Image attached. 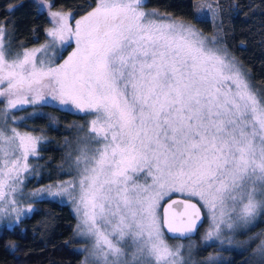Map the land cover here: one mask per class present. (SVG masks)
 <instances>
[{"label": "snow or ice", "instance_id": "obj_1", "mask_svg": "<svg viewBox=\"0 0 264 264\" xmlns=\"http://www.w3.org/2000/svg\"><path fill=\"white\" fill-rule=\"evenodd\" d=\"M146 3L96 0L74 28L73 12L51 11L50 39L11 60L0 26V98L6 99L0 108V215L15 213L10 223L16 225L34 211L17 207L14 197L36 140L7 127L9 110L58 102L93 115L88 142L98 147L81 149L79 179L61 182L51 194L75 205V233L93 241L91 251L81 249L92 264H189L190 251L185 258L183 244L170 246L164 228L174 239L188 238L203 223L204 208L207 242L222 226L232 229L236 221L250 224L264 215V97L217 37L156 10L142 11ZM45 6L52 5L39 0L38 13ZM196 12L198 18L206 14L201 6ZM73 41L68 58L54 65L48 49L62 55ZM17 142L11 152L4 147ZM139 173L152 183L135 182ZM44 192L31 196L45 199ZM170 193L186 199L172 200L161 219L160 201ZM176 205L183 211H174ZM128 246L134 251H125ZM8 247L15 251L17 245ZM257 251L264 256V240Z\"/></svg>", "mask_w": 264, "mask_h": 264}, {"label": "trees", "instance_id": "obj_2", "mask_svg": "<svg viewBox=\"0 0 264 264\" xmlns=\"http://www.w3.org/2000/svg\"><path fill=\"white\" fill-rule=\"evenodd\" d=\"M195 1L147 0L143 7L190 24L208 37H217L219 46L246 74L253 90L264 97V0H215L217 10L213 19L208 16L198 18L194 13ZM48 2L60 11L73 12L74 17L94 5V0ZM49 25V17L44 11L43 14L38 13L34 0H0V26L5 28L3 39L6 47L10 41V55L42 41ZM10 115L19 129L43 138L35 157L38 169L36 183L66 176L68 173L64 167L71 152L70 146L76 137L87 134V116L59 104L43 102L19 107ZM32 208L34 211L18 224L0 226V264H81L78 247L82 241L75 234V217L69 206L45 198L35 199ZM260 223L261 220H257L238 233L236 241L255 235L253 241L246 245L238 246L234 241L235 245L231 247L217 248L213 244L202 243L200 232L203 223L195 235L182 241L194 245L193 259L200 264H254L252 257ZM10 244L17 245L15 251L8 247ZM208 254H211V260L206 257Z\"/></svg>", "mask_w": 264, "mask_h": 264}, {"label": "rangeland", "instance_id": "obj_3", "mask_svg": "<svg viewBox=\"0 0 264 264\" xmlns=\"http://www.w3.org/2000/svg\"><path fill=\"white\" fill-rule=\"evenodd\" d=\"M34 1L38 7L39 6V0H34ZM95 4H96V0H94V5L89 10H87L86 12H84L83 14H81L77 17H73L70 20L71 26H73V28H74L76 20L81 19V17L86 15L87 12L91 11L92 8L95 7ZM208 5H211V10L208 9ZM197 6H201L204 9V13H206V14H202L201 16H208L210 19H213L215 17L216 10H217L215 0H196L194 2V13L196 16H197V12H196ZM141 10L142 11H152L153 9L146 8V7L142 6ZM51 11H60V10H58L54 7L45 6L44 12L47 16H48V13ZM160 14H162V13H160ZM162 15H164V14H162ZM173 20H176V19H173ZM176 21H179V20H176ZM180 22H182V21H180ZM185 24H187V23H185ZM50 27H52V24H50L47 28H50ZM202 35L208 37L207 35H204V34H202ZM49 39L50 38H48L44 33V38L42 41H40L39 43H37L33 46H28V47L22 48L18 52H22L23 49L32 50L35 48H41ZM74 49H75V42L73 41L71 47H68L67 50L64 51L62 55H57L56 50L53 48L48 49L46 55H47V57L51 58L54 61V65H59V64H62L64 62V60H66L68 58L69 54ZM10 53L8 56L9 60H11L13 58V55H10ZM36 56H37V58H40L42 56V53L38 52V53H36ZM227 57L229 58V60L233 61V59L228 54H227ZM234 63L236 64V62H234ZM236 66L241 71V69L239 68V66L237 64H236ZM6 86H7L6 84L3 85V87H6ZM53 103L59 104L58 102H53ZM5 105H6V99L0 98V108H4ZM25 105H31V104H24L22 106H25ZM22 106H20V107H22ZM68 109H70V108H68ZM12 110H14V109L9 110V118L7 120V127L8 128H15L16 131L19 132L21 135L27 134V135L32 136L36 140L35 153L30 154L28 161H27V163L29 165L28 170L27 171L21 170L19 173V180L22 181L23 183L18 185L19 190L15 194V197H14L17 200V207L23 208V209H27L29 207L32 208L33 207V201L35 199H39V198L31 196V193L38 192L39 190L43 189V190H45L44 196L47 197V199H54L60 203H65L69 206V208L71 209V211L75 217V224H74V230H75L76 225L78 223V217L75 214V205L66 196H53L51 194L57 193L59 191L57 186L61 182L69 180V179H73V178H75L77 180L79 179V173L75 167V160H76L77 156L81 155L80 150L84 149V148H88L89 150H91L95 147H98V145L88 142V133H89V129L91 127L90 122L95 117L93 115H86L87 116V120H86L87 134L80 135V136L76 137L73 140L74 141L73 144L70 146L71 152L69 154V158L67 160V163H65V167H64V169L67 171L68 174L61 179H54V180L43 182V183H36V180L38 177L37 176L38 169H37V164L35 163V157L37 155V146L40 143V141L43 140V138L38 134H32L30 132L19 129L15 125V121H14L15 119L13 118L14 119L13 120L11 118L10 112ZM0 126H2V122H0ZM7 134L11 135L10 132H8ZM4 147L7 151L11 152L13 148H18V142L16 144H13V145H5ZM89 154H91V151H89ZM16 155H19L18 151H17ZM11 158L14 159L15 156H12ZM133 180L139 184H145V183L151 184L152 183L151 177L146 178V173L134 174ZM173 194L182 195L180 193H170V195H173ZM182 196H184V195H182ZM167 197L168 196H166L165 198H167ZM9 198H13V197H9ZM163 200L160 201V206H161V203ZM194 200L200 206V203L198 202V200H196V199H194ZM201 210H202V213L204 215V220H203L204 222H203L201 232H200V241L204 244H211V245L213 244L214 247H217V248H219V247H231V246L235 245L234 241L238 242L237 243L238 246L246 245L249 242L253 241V236H255V235H253L251 237H247V238H245L243 240H239V241L238 240L236 241V238H237L238 233L243 232L244 230H246L249 227H251L252 225H254L257 220H261L260 227H259V238L257 240V244H256V247H255V250L253 253L252 262L254 264H264V256H262L257 251L258 246L261 244V241L264 240V235H262V234H264V217L262 218L261 215H258L255 218V220L250 224H245L242 221H236V222H234V226L232 229H229L226 226H222V231H221V234L219 235L218 238H214L211 241L205 242L203 237L206 233V230L208 229L209 219L205 215L207 210L204 208H201ZM158 215L160 216V207L158 208ZM14 220H15V213L8 215V216L0 215V226H7V227L12 226L13 224H11L10 222L14 221ZM256 230H258V229H256ZM164 238L170 246H175L177 244H183L185 247L181 250V252H182V255L185 256V258H187L189 256V251H190V262H189V264H200V261H195L193 259V256L195 253V247L193 244H191L190 242H187V241H182V239H175L174 241H169L167 239L166 235H164ZM79 239H81V238H79ZM81 241H82V243L78 247L80 249V251H81V249H88L89 251H91L93 241L92 240H85V239H81ZM128 244L131 245V241H129ZM189 245H191L190 250H189ZM122 247H124V246L122 245ZM125 251L131 253L132 251H134V246L125 247ZM206 257H208V258L211 257V254L206 255ZM86 258L89 259V264H92L91 258L89 256V252L81 251L80 263L84 264V261ZM205 262H208V261H205ZM205 264H208V263H205Z\"/></svg>", "mask_w": 264, "mask_h": 264}, {"label": "water", "instance_id": "obj_4", "mask_svg": "<svg viewBox=\"0 0 264 264\" xmlns=\"http://www.w3.org/2000/svg\"><path fill=\"white\" fill-rule=\"evenodd\" d=\"M184 199H186L185 196L178 195V194H173V195H170V196H168L167 198H165V199L162 201L161 206H160V217H161V219H162V217H163L164 208L167 207L168 204H170V203L172 202V200H184ZM191 203H196L197 206L200 207L199 204H198L194 199L191 200ZM173 210L176 211V212H181V211H183V209H182V207H181L180 205H176V206H174V209H173ZM201 213H202V210H201ZM202 216H204L203 213H202ZM203 220H204V219H203ZM201 224H202V223H201ZM201 224L198 226V228L201 226ZM198 228H197V230H198ZM197 230L195 231V233L197 232ZM164 233H165V235H166L167 237L172 238V235H171L170 233L167 232L166 228H164ZM195 233H194V234H191L190 236L195 235ZM190 236H189V237H190ZM178 239H183V238H178Z\"/></svg>", "mask_w": 264, "mask_h": 264}]
</instances>
